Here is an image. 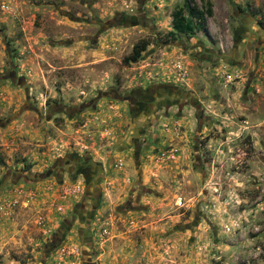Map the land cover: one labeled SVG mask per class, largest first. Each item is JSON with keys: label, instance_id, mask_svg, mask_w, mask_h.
<instances>
[{"label": "rangeland", "instance_id": "rangeland-1", "mask_svg": "<svg viewBox=\"0 0 264 264\" xmlns=\"http://www.w3.org/2000/svg\"><path fill=\"white\" fill-rule=\"evenodd\" d=\"M185 1L0 0V264H264V0Z\"/></svg>", "mask_w": 264, "mask_h": 264}, {"label": "trees", "instance_id": "trees-1", "mask_svg": "<svg viewBox=\"0 0 264 264\" xmlns=\"http://www.w3.org/2000/svg\"><path fill=\"white\" fill-rule=\"evenodd\" d=\"M205 5L206 9L205 13H203L201 10L191 7L189 0H186L181 8L172 13V29L169 33H167V36L171 40H174L179 35L193 36L196 32L202 31L204 27L205 15L210 16L212 13L211 4L209 2H205ZM146 47L147 43L145 41L137 43L133 47L131 54L124 59V63L127 64L137 61L141 53L145 51Z\"/></svg>", "mask_w": 264, "mask_h": 264}, {"label": "water", "instance_id": "water-1", "mask_svg": "<svg viewBox=\"0 0 264 264\" xmlns=\"http://www.w3.org/2000/svg\"><path fill=\"white\" fill-rule=\"evenodd\" d=\"M115 96H116L119 100H122V98L118 97L117 95H115ZM72 224H73V219H72L71 221H66V222L63 224V229H62L61 231L59 230V231L56 233V235L53 236V238H52L50 244H49L48 247H47V250H46L44 256H45L46 254H48L50 251H52L56 246H58V245L61 243V241L64 239V237H65V235H66L67 230L71 227ZM38 264H43V260H42L40 263H38Z\"/></svg>", "mask_w": 264, "mask_h": 264}, {"label": "flooded vegetation", "instance_id": "flooded-vegetation-1", "mask_svg": "<svg viewBox=\"0 0 264 264\" xmlns=\"http://www.w3.org/2000/svg\"><path fill=\"white\" fill-rule=\"evenodd\" d=\"M122 98V97H121ZM127 99V98H126Z\"/></svg>", "mask_w": 264, "mask_h": 264}]
</instances>
